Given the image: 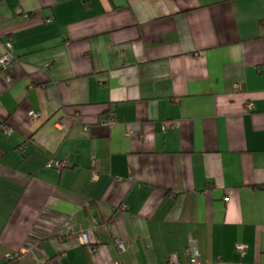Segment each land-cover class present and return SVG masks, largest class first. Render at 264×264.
Wrapping results in <instances>:
<instances>
[{
	"label": "crops",
	"instance_id": "0c3cea01",
	"mask_svg": "<svg viewBox=\"0 0 264 264\" xmlns=\"http://www.w3.org/2000/svg\"><path fill=\"white\" fill-rule=\"evenodd\" d=\"M6 51L0 264H264V0H0Z\"/></svg>",
	"mask_w": 264,
	"mask_h": 264
},
{
	"label": "built area",
	"instance_id": "2783aa9c",
	"mask_svg": "<svg viewBox=\"0 0 264 264\" xmlns=\"http://www.w3.org/2000/svg\"><path fill=\"white\" fill-rule=\"evenodd\" d=\"M13 61H14V58L11 55V53L9 51H6L5 54L0 58V69L3 70V69L10 68V65H11V63H13ZM7 79H10V78L7 77ZM247 106L249 108H251L252 105L248 104ZM29 115L32 118H37L39 116V113L30 111ZM114 123H115V119H113V118H108V119H104V120L100 121L101 125L108 126V127L112 126ZM171 123L172 122H168L167 124H171ZM2 129L4 131H8V128L5 125L2 126ZM54 164H55L56 167H59V168H61L63 166V164L61 162H54ZM80 237H81V240H82L83 243H87L86 233H81ZM118 244H119V246H121V243H118ZM237 250L239 252H243L245 249H244L243 245L238 244L237 245ZM186 251L189 252V254H190V264H202V262L199 259L197 251L193 247H191V246L187 247ZM15 256H17V253L15 255H11L9 257V259H12ZM169 262L171 264H179V261H178V258H177L176 255H172L169 258Z\"/></svg>",
	"mask_w": 264,
	"mask_h": 264
}]
</instances>
